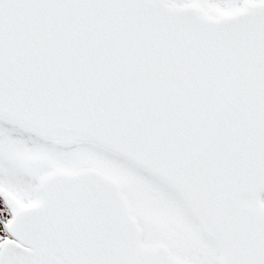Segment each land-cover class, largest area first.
Wrapping results in <instances>:
<instances>
[{
  "label": "snow or ice",
  "instance_id": "snow-or-ice-1",
  "mask_svg": "<svg viewBox=\"0 0 264 264\" xmlns=\"http://www.w3.org/2000/svg\"><path fill=\"white\" fill-rule=\"evenodd\" d=\"M0 264H264V0H0Z\"/></svg>",
  "mask_w": 264,
  "mask_h": 264
}]
</instances>
